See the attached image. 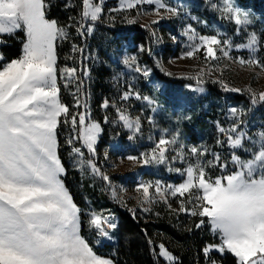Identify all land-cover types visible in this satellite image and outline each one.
Wrapping results in <instances>:
<instances>
[{"label":"snow or ice","instance_id":"1","mask_svg":"<svg viewBox=\"0 0 264 264\" xmlns=\"http://www.w3.org/2000/svg\"><path fill=\"white\" fill-rule=\"evenodd\" d=\"M208 2L221 19L236 25V35L247 33L246 43L236 47L248 49L252 55L247 60L238 58L239 62L264 68L255 56L262 46L261 38L255 31H248L253 24L252 14L236 5L235 0ZM103 4L104 0H81L79 19L70 16L69 23L62 26L55 19L47 18L52 0H0V44L7 43L4 35L15 38L18 31L25 35L19 58L9 62L0 52V264H115L112 259L98 256L80 234L83 212L62 179L67 170L58 155L57 137L59 125L69 124L71 132L66 143L73 157H79L74 164L79 165L81 171L86 164L93 177L99 176L112 188L109 177L101 173L95 163V145L103 132L100 123L89 121L86 113H70L68 106L58 98L60 89L57 83L59 72L69 82L77 81V92L80 91L77 69L57 68L56 46L58 42L69 39L70 28L82 38L89 35L92 25L101 17ZM141 4L157 5V14L162 8L178 14L175 8L162 0H122L121 6L131 9ZM69 7H75V4L65 0V9ZM183 35L191 41L190 50L184 54L187 57L203 49L206 58L215 60L217 51L227 57L233 47L230 39L222 41L219 34L197 36L190 25ZM157 39L159 41L160 38ZM72 50L83 52L75 44ZM140 50L143 51V48ZM122 62L144 78L150 75V69L139 67L135 57H125ZM84 74L88 75L86 70ZM225 89L240 91L226 86ZM248 91L253 106L264 103V92L256 94L251 89ZM133 97L153 105V112L156 111L154 101L141 97L129 85L121 99L128 101ZM80 106L77 96L76 107ZM102 107H109L107 100ZM117 112L118 122H122V126L131 133L128 138L135 139L141 129L139 117L130 118L122 109H117ZM243 115V110L232 107L229 109L231 125L217 126L218 132L225 138L218 137L217 144L223 147L226 143L232 151L231 163L235 171L211 179L206 169H224L227 163L216 152L211 153V160L201 159L209 150L194 146L190 149L191 156L196 157L194 162H188L184 170L168 169L186 178L179 185L168 187L173 196L188 194L192 207H185V201L181 200V211L200 217L196 228H200L207 218L211 232L218 236L219 244H209L202 249L206 257L216 251L221 255H232L237 264H264V129L257 131L253 138L241 127ZM178 137L179 132L170 139L162 137L151 152L142 153L141 157L128 156L127 159L143 165L164 164L168 162L166 146L176 145ZM77 141H82L89 153L87 161L83 160L81 147L74 146ZM245 142L251 147H245ZM237 150L249 153L250 158L242 159L236 154ZM171 159L184 161L183 148ZM151 186L140 184L137 190L142 188L147 196ZM160 190L161 185L157 184L156 191ZM112 196L117 198L114 188ZM87 223L89 229L96 232L97 246L102 238L113 239L109 230H115L117 224L111 216L102 217L90 212ZM159 249L158 255L166 264H178L177 258L163 244L159 245ZM210 264L217 262L210 260Z\"/></svg>","mask_w":264,"mask_h":264},{"label":"rangeland","instance_id":"2","mask_svg":"<svg viewBox=\"0 0 264 264\" xmlns=\"http://www.w3.org/2000/svg\"><path fill=\"white\" fill-rule=\"evenodd\" d=\"M162 2L175 8L178 14H172L163 8L157 14L155 11L157 5L155 4H141L128 9L121 6L122 0H104L102 5L103 12L99 20L105 16V12L108 10L110 21L113 24L116 22H120V25L123 26L128 23L136 24L140 31L147 34L148 40L146 43L129 44L127 41H119L118 43L120 69L117 70L118 76L116 77L118 79H114V82L115 86L118 85L116 95L119 98L113 97V100L108 102L109 107H103V111L107 112L105 118L107 117L108 122L105 123L104 121V126L100 123L103 132L95 145V163L100 168L101 173L109 177L112 188H109L107 182L99 176L93 177L86 164L84 170L81 171L80 166L74 164V160L79 159V157H73L70 146L65 142L70 152L68 157L72 165L71 169L77 172L83 186L90 191L85 198L87 208L84 210L86 227L87 230H90V232L88 231L90 237L94 236L95 240L97 239L95 230L88 227L87 220L90 212H96L102 217L111 216L117 224L115 230H109L113 239L102 238L99 246H104L107 243H118L119 215L113 210L134 211L136 216L147 221L148 215L152 213L154 216L161 215V209H164V213L169 212L175 208V204L178 212H184L189 217H193L188 212L181 211V198L188 194L186 193L184 197H180L179 194L173 196L168 187L169 185H179L186 177L168 169L179 168L184 170L188 162H194L196 157L191 156L190 149L195 146L209 150L208 154L201 159L211 160V153L216 152L220 154L222 161L227 163V168L224 169L208 167L206 172L211 179L235 171V167L231 163L232 151L226 143L223 147L217 144L218 137L225 139L218 132L217 126L228 127L232 123L229 116L230 108L236 107L243 110L241 127L253 138H255L257 131L264 129V103L253 106L248 91L251 89L256 94L264 92V68L241 64L238 59L242 57L247 60L252 55L248 49L236 47L238 44L246 43L247 33L242 32L241 35H236V25L221 19L219 13L212 10L208 0H162ZM257 2V0H235L236 5L252 14L253 24L249 26L248 31H255L261 38L262 46L255 53V56L264 64V23H262L264 10L256 9ZM211 3H219V0H211ZM133 10L136 17L130 19V11ZM206 12L213 17L199 14H206ZM154 21L156 22L154 23ZM189 25L195 29L197 36L219 34L222 41L230 39L233 47L229 55L224 57L220 51H217V59L213 60L210 57H205L203 49L196 52L192 57L184 55L190 50L191 41L183 35L184 30ZM92 27L90 36L96 30L95 23ZM157 38H160L159 41ZM1 46L2 44H0V52ZM141 47L143 51L140 50ZM125 57H135L139 67L150 69V75L144 78L139 73L128 69L122 62ZM89 76L88 73L87 78ZM129 85L141 97L146 96L154 101L156 111L153 112V105H149L143 99L133 97L128 101H123L121 99L122 91L123 89L124 92L127 91ZM225 86L228 89L235 88L240 91H228ZM198 89H203V91H198ZM74 96L79 97V93L74 92ZM58 98L63 103L61 91H59ZM89 102L90 97H87V104ZM198 103L201 104V111L197 107ZM80 105L72 114L86 113L89 121L98 122L93 118L90 105H85L82 108L81 99ZM109 108H112V111L108 112ZM117 109L124 110L130 118L139 117L141 129L136 134L135 139L130 140L128 137L131 133L122 126V122H118ZM195 118L200 120V126L203 127L199 128L194 124ZM61 127H64L62 136L67 140L71 132L70 125L61 123L57 130V137ZM176 132H179L177 144L166 146L168 148L166 152L168 162L143 165L139 161L127 159L128 156L141 157L142 153L151 152L160 138L170 139ZM106 133L109 137L112 136L114 140L108 145H102ZM74 146L81 147L84 153V161L90 159L82 141H77ZM181 147L185 160H172L171 158L177 155ZM245 147H251V144L245 142ZM236 154L242 159L250 158L249 153L242 150H237ZM64 177H62L63 181ZM140 184L152 185L148 189L147 196H145L142 188L137 190ZM157 184L161 185L160 192L156 191ZM113 188L117 198L112 196ZM93 193L94 196L91 197ZM185 207L191 208L192 205L187 202ZM80 234L82 235L81 230ZM84 239L86 240L85 237ZM86 241L90 245L89 241ZM213 252L216 251L211 253Z\"/></svg>","mask_w":264,"mask_h":264},{"label":"trees","instance_id":"3","mask_svg":"<svg viewBox=\"0 0 264 264\" xmlns=\"http://www.w3.org/2000/svg\"><path fill=\"white\" fill-rule=\"evenodd\" d=\"M257 1L256 9L263 11L264 1ZM71 3L75 4V7L65 9V0H52L51 11L47 13V18L50 20L55 19L62 26L69 23L70 16L79 19V13L82 10L81 0H71ZM130 14V19L136 17L134 10L130 11ZM199 14L213 17L207 12L206 14ZM95 28L96 30L92 36L87 35L83 38L77 35L74 29L70 28L71 35L69 39L58 42L56 46L57 68H76L80 91L77 92V81L69 82L59 72L57 82L61 91V100L63 104L68 106L70 113L76 110L74 92L79 93L82 108L85 105H90L93 118L104 126L107 112L103 111V102L105 100L111 102L115 96L119 98L116 95L118 85L115 86L114 82V79H118L116 77L118 76L117 70L120 69L118 61L119 41L134 44L146 43L148 40L146 38L147 34L140 31L136 24L128 23L125 26L120 25V22L113 24L110 21L108 10H106L105 16L101 20L95 22ZM24 38L25 35L22 31L16 33L15 38L3 37L7 43L6 45L2 44L1 52L6 61L10 62L21 56V42ZM73 44L82 48L83 52H73ZM85 70L90 75L88 78L84 74ZM122 92H124V89ZM87 97H90L89 104H87ZM197 107L199 111L202 110L200 103L197 104ZM110 111H112V108H109L108 112ZM193 121L199 128L203 127L200 126L201 122L198 118ZM62 129L64 130V127H61L58 131V154L67 170L64 184L74 202L82 209L81 233L89 241L98 256L112 259L115 264H166V261L158 255L159 245L163 244L177 258L178 264H210V260H215L217 264H237L236 259L230 254L221 255L213 252L209 254V257H206L202 249L206 245H217L220 242L218 237L211 232V226L207 218H205V222L200 228H196L195 225L199 223L200 217H189L184 212H178L179 210L175 204V208L169 212L164 213V209H161V215L154 216V213L148 215L147 221L140 216H136L134 211L113 210L114 213L119 215L118 243L97 246L94 236L90 237V233H88L90 230H87L85 222L84 210L87 208L85 198L90 191L83 186L77 172L71 169L72 165L68 157L70 152L65 144L66 138L62 136ZM113 140L114 138L109 137L106 133L102 145H108ZM93 196L94 193L91 197ZM187 197L188 195L181 199L187 203ZM95 203L97 204V202Z\"/></svg>","mask_w":264,"mask_h":264}]
</instances>
